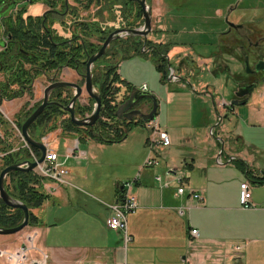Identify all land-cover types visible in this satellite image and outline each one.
<instances>
[{
  "label": "crops",
  "instance_id": "crops-1",
  "mask_svg": "<svg viewBox=\"0 0 264 264\" xmlns=\"http://www.w3.org/2000/svg\"><path fill=\"white\" fill-rule=\"evenodd\" d=\"M57 1L56 7H60L61 0ZM164 4V0H153L154 28L149 36L154 37L151 42L155 46H169L164 59L170 66V61L176 59L177 69L171 67L168 81L157 89L163 75L154 60L156 72H152L156 81L145 80L136 89L156 93L160 105L154 122L169 134L171 145L153 152L149 144L151 123L144 122L136 127L145 130L146 138L141 132L144 134L139 142L133 138L128 144L132 157L111 158L103 154L104 143L83 142L61 123L42 140L47 150L58 152L66 161L69 183L60 185L44 178L49 199L33 210L36 225L16 234L0 235V250H15L34 236L35 247L25 264L40 261L43 253L48 254L47 264H264V183L257 182L264 173V76L252 94L237 96L246 80L240 68L251 69L261 60L255 58V52L264 56V0H204L199 13L202 14L191 15V45L186 47L167 35L171 28L165 25ZM109 6L112 9L118 4L112 1ZM47 8L43 0H7L0 5V44L7 42V18L14 19L23 10L24 18L39 17ZM58 22L54 19L53 28L62 33ZM179 32L175 30V36ZM121 51L133 61L141 53L145 59L155 55L152 48L146 47L138 52L127 45ZM124 61H119V75L134 87L124 71ZM213 66L217 73L224 72L231 90L222 99L218 98V86L223 78L203 75L204 68L213 71ZM234 71L238 72L234 73L236 76ZM72 73L64 68L61 78L72 77ZM172 73L176 79L171 78ZM43 78L48 77L42 75L35 80V101L29 110L44 98L46 88L40 96ZM145 85L147 90H143ZM118 86L122 101L128 95L127 86ZM25 96L4 100L0 105V113L4 112L10 122L8 129L0 123V139L10 138L11 131L18 130L15 120L21 118L23 111H29L26 107L30 100L24 103ZM85 97L78 104L89 106L91 98ZM182 97L187 101L182 102ZM245 99L246 103L233 104ZM177 105L186 118L189 116L183 123L177 119ZM223 112L226 121L219 115ZM136 127L124 141L140 131ZM19 144L17 140L15 148ZM77 145L85 158L68 157ZM62 146L64 149H59ZM153 155L160 158V165L145 167V161ZM169 171L174 173L168 174ZM175 174L184 176L186 194L178 193ZM157 176L173 183L163 188ZM129 181H134L132 193L138 198L139 208L129 216L132 240L126 244L124 234L109 229L105 220L110 213L109 204L120 200L124 184ZM245 181L252 184L251 208H243L240 203L241 184ZM195 192L202 194V201L194 197ZM196 229L198 235H193L192 230ZM0 264L9 263L0 258Z\"/></svg>",
  "mask_w": 264,
  "mask_h": 264
},
{
  "label": "trees",
  "instance_id": "trees-1",
  "mask_svg": "<svg viewBox=\"0 0 264 264\" xmlns=\"http://www.w3.org/2000/svg\"><path fill=\"white\" fill-rule=\"evenodd\" d=\"M6 1L0 0V5L6 3ZM43 1L50 7L57 8L56 6H58L57 0ZM76 1L84 4V8L87 10L95 0ZM100 1H97V3ZM24 13L25 10L21 11L14 19L7 18L4 22L7 44L6 48L0 53V75H3V79H0V105L4 100H12L25 95L33 97L34 83L37 78L55 72L64 65H69L70 62H73L72 56L75 54L73 49L64 45L61 47L54 43L56 39L53 32L55 30L52 31L50 26L43 22V17L24 18ZM53 21L54 17L51 20V24H53ZM51 35L53 40L50 38ZM169 51V46H165V48L159 47L154 50L153 59L156 60L158 71L163 75V81L167 79L169 73L166 67L167 63H165L167 61L164 59ZM81 54L78 50L76 55ZM108 55L109 52L106 56ZM118 64L117 62L116 64L103 67V69H94L95 83H98V91L102 96L101 118L96 125L78 126L69 119L64 126L83 142L89 140L104 144L121 142L127 137L130 130L144 123L143 120L133 119L129 121L117 115V110L123 102V100L120 101L121 87L118 85L127 86L128 92L136 90L135 87L121 78L118 72ZM70 66L73 65L70 64ZM98 70L99 72L97 73ZM72 97L71 89H59L53 92L51 100L67 106ZM39 105L40 103L17 119L19 128L22 127L24 121ZM94 107L95 100L91 98L89 106H82L77 103L76 112L78 115L86 116L93 112ZM65 114L66 112L60 105H49L30 127L31 135L42 139L48 133L55 131L61 126L58 124L59 118ZM0 123L4 125L5 129L10 126V122L1 113ZM32 150L36 154H40L38 149L32 148ZM0 154H2L0 173L7 166L33 159L31 150L25 147L23 143L18 148H15V145L6 138L0 139ZM257 182L264 183V178ZM43 183L44 178L36 171H14L6 178V188L9 194L30 208L29 225H36V217L33 210L42 206L49 199ZM24 216L22 209L8 206L0 197L1 228H13L20 225L24 221Z\"/></svg>",
  "mask_w": 264,
  "mask_h": 264
},
{
  "label": "flooded vegetation",
  "instance_id": "flooded-vegetation-1",
  "mask_svg": "<svg viewBox=\"0 0 264 264\" xmlns=\"http://www.w3.org/2000/svg\"><path fill=\"white\" fill-rule=\"evenodd\" d=\"M66 1L68 2V4H66ZM70 1L74 2L76 6L71 5ZM97 1L99 0H95L91 4L89 9H92L93 6L96 5L97 8L100 9V11H103V10H106L108 7L109 8L111 7L109 6V3H111L112 1L118 4L121 11L126 17V21L124 22L123 26L120 27L121 29L142 28L141 20L144 23V12H143L142 6L140 5L138 1L136 0H120V1L119 0H101L99 3H97ZM84 6H85L84 4L78 3L76 0H62L60 7L54 8V7L48 6L47 10L45 11V12H48L46 18L44 17L45 12L42 14L43 21H45V23H47L50 26L52 31L55 30L53 28V24H51V20L53 19V17L54 19H56V21H59L58 24H60L62 28V31H63L62 33H58L56 30L53 32V35L56 39L54 43L57 45H60L61 47L63 45L65 47L68 46V48L73 49V53H75L72 56L73 62H70L68 66L64 65L62 68L58 69L59 71L46 74V76L50 80L49 84L57 80H62L61 75H62L63 69L67 68L73 71L72 77L69 81L84 85L85 78L83 77V75L86 73L89 57L97 53L102 47L106 38L113 31L117 30V28L109 27V25H106L104 27L103 24H105V22L99 19V16L101 14H98V15L96 14V19H93V20L83 19L82 15H80V10H82V8L86 10ZM52 40H53V37H52ZM124 41L128 42L130 45L124 44L125 43ZM127 45L133 47L138 52L143 51V48L145 47L146 49L152 48L153 50H156L157 48H159L158 46H155L154 44H152V42L149 39L146 40L143 36L126 35L124 37H121L120 39H116L115 41H113L112 44L108 47V50L105 53V55L95 62L93 68L103 69V67L109 66L111 64H116L117 62L119 63L121 57H125V52H122L121 50H123V48L126 47ZM119 46L120 48H118ZM77 49L79 50L80 53H82L81 55H76L78 51ZM108 52H109V55L106 56ZM70 64L73 66H70ZM257 65L258 63L255 62L253 68L249 69L251 72H247V68L245 67L246 80L243 85H248V86L256 85V87L260 85V82L264 76V71L263 72L257 71L256 70ZM94 81H95V74H94ZM71 90L73 94L74 90L73 89ZM132 92L127 93L128 94L127 97L123 100L120 106H122L127 101H129ZM145 101L146 99L129 103L128 107L130 108L128 110H125V112L122 113L121 118L129 120L127 116H133L135 117L136 120L137 119L143 120L142 119L143 115H148L152 111V105L150 104V101H147L146 103ZM148 104L150 105V107L148 108L149 111H144L143 107L144 106L148 107ZM141 113L143 115H141ZM135 114H138V115L135 116ZM66 115H69V113L66 112L65 116ZM78 116L85 117L81 115H78ZM69 119L71 118L67 116L66 119L62 120L63 126L67 124ZM132 120H129V121H132Z\"/></svg>",
  "mask_w": 264,
  "mask_h": 264
},
{
  "label": "water",
  "instance_id": "water-1",
  "mask_svg": "<svg viewBox=\"0 0 264 264\" xmlns=\"http://www.w3.org/2000/svg\"><path fill=\"white\" fill-rule=\"evenodd\" d=\"M140 3L142 6L143 12H144V26L142 28H130V29H117L113 31L104 41L102 47L100 50L91 55L89 57L88 63H87V69L86 73L83 75L85 78V84L81 85L76 82H71L67 80H57L49 84L44 92V98L42 103L31 113V115L24 121L21 129L22 136L26 140V142L38 149L40 151V157L38 161H26L23 163H17L12 164L10 166H7L4 168L0 173V197L3 199V201L12 208H20L24 211V221L13 228H1L0 227V235H11L16 234L21 231H23L25 228H27L30 224V208L22 203L21 201L13 198L7 188H6V178L7 176L14 172V171H34L38 167V164L43 163L46 158L47 154V146L45 142L38 138L33 137L30 133V127L37 121V119L44 113V111L47 109V107L51 104H57L60 105L61 108L69 113L71 121L78 125V126H94L101 118V112H102V96L99 93V91L96 88V84L94 81V64L96 61H98L101 57L105 55V53L108 50V47L112 44L113 41L116 39H120L121 37H124L126 35L129 36H143L146 40L148 39L149 34L152 31V6L149 4L148 0H136ZM66 4L68 2L66 1ZM47 13H44V17H47ZM45 23V21H43ZM52 39V37H51ZM246 65H249V60L246 61ZM68 66V65H67ZM257 71H264V60L261 59L258 62ZM59 71V70H57ZM247 72H251L249 68H247ZM55 79V78H54ZM73 89L74 94L73 97L69 103V105L65 106L59 102H55L51 100L52 93L58 89ZM136 89V88H135ZM256 89V85H242L239 87V90L237 92L238 97H244L247 95H250L254 92ZM135 91V92H134ZM131 94V97L129 101H127L125 104L120 106L117 110V115L119 117L122 116V113L125 112V110H128L130 107H128V104L135 101H140L143 99L150 100V104L152 105V111L148 115H143V121L146 123L152 122L157 114L159 113V99L158 97L148 91H142V90H134ZM84 94H87L90 98L95 100V107L91 114L86 115L85 117H79L76 112V104L81 100ZM247 99L240 102L239 100L233 101L234 105H240L242 103H246ZM138 114H135L137 116ZM129 120H132L133 116H127Z\"/></svg>",
  "mask_w": 264,
  "mask_h": 264
},
{
  "label": "rangeland",
  "instance_id": "rangeland-1",
  "mask_svg": "<svg viewBox=\"0 0 264 264\" xmlns=\"http://www.w3.org/2000/svg\"><path fill=\"white\" fill-rule=\"evenodd\" d=\"M148 2H149V4H151V6H153L152 5L153 0L152 1L148 0ZM164 3H165L164 4L165 5V9H164L165 25H169V27L171 28V31L168 32L167 35L168 34L172 35V38H174V40L181 41L185 45L184 47H186L188 45H191V15L200 16L202 14V13L201 14H199V13L201 12V9L204 6V0H164ZM70 4L73 5V6H76V4L74 2H72V1H70ZM113 9H115V12H112ZM152 11H153V8H152ZM96 14L97 15L101 14L99 16V19L101 21L105 22V24H103L104 27L106 25H109V27L121 29L120 27L123 26L124 22L126 21L125 15L123 14V12L121 11L119 6H115V8H112V9L108 7L106 10L100 11V9H98L97 6L95 5V6H93L92 9L84 10L82 8V10H80V15H82V18L85 19V20L96 19ZM152 14H153V12H152ZM115 16H116V19H114ZM141 24H142L141 26L143 27L144 23L142 22V20H141ZM141 26H139V27H141ZM152 26L154 28V21H153ZM175 30L180 31L179 32L180 33L179 36H175V34H174ZM153 38H154L153 36L151 38H150V36H148V39L150 41H152V42H154ZM254 54L256 55L255 58H257V59L258 58H260V59L264 58V56L261 58V55H260L261 53L260 52H255ZM123 60H125L124 61V63H125L124 71L126 72V75H128L132 79L135 88L140 89L139 85H141L142 82H144L145 80L147 81V80H150L151 78H153V81L154 82L156 81V77L153 76V72H152V70H154L156 72V66H155V62H154L153 57H151V59H145L144 54L141 53V55L138 56V60L137 61H133L134 59H129L128 57H121V61H123ZM175 60L176 59H174L173 61H170L172 66H170L168 61L165 62V63H167L166 67H167V69L169 71H170L171 67L177 69V63H176ZM130 61H132V62H130ZM213 68H215V66H213L212 69ZM203 70L200 69L199 72L202 73V71H203V75L207 76L209 79H214V77L223 78L222 80L219 81L220 83H219V86H218V89H219L218 98L219 99H222L223 96H225L229 92H231L229 84H227V82H225V80H224V78H226V77L223 76V73H224L223 71L221 73H217L216 71H214V69H213V71H211V70L208 71L205 68ZM98 72H99V70L97 71V73ZM213 72H215V73H213ZM180 73L184 74L183 71H180ZM234 73H238V72L234 71L233 74ZM240 73L246 74L245 69H243V67L240 68ZM236 75L234 74L233 76H236ZM2 77H3V75H0V79H2ZM70 78H71V76L70 77L63 76V78H61V79L68 80ZM49 81H50L49 78H43L41 80V84L42 85L40 87L41 88L40 96L43 95L44 89L50 83ZM157 81H158V79H157ZM167 81H168V79H167ZM162 82H163V79H160L159 83L156 84L157 87H158L157 89H159V87L163 85ZM188 83H189L188 87L191 88V80ZM166 84L168 85V82ZM96 85H97L98 90H99L98 83ZM73 94H74V91H73ZM180 94H181V96L184 95L183 92H180ZM85 96H83L82 99ZM86 98H88V95L85 97V99ZM28 100H30V102L27 104L26 110L28 109V106L30 105V103H33V101H35V98H34V96L31 97L29 95H26L24 97L23 102L25 103ZM181 101L182 102H186L187 98L182 97ZM164 102H165V105H166V101L165 100H164ZM39 103H41V102H38L36 105H38ZM198 106H199V103H197V107ZM149 107H150V105L148 104V107L144 106L143 110L144 111H149V109H148ZM32 109H34V107L31 108L30 110H32ZM175 111L177 112V119L180 120L182 123L184 121H187V118H189V116L187 118L184 116L182 109L180 107H178V105L175 107ZM2 113L4 115L3 117L7 119L5 113L4 112H2ZM8 113H10V112H8ZM24 113L25 112L23 111L22 114H24ZM219 115L220 116H224L225 117L224 120L226 121V116H225L226 114L224 112L220 113ZM67 116L70 117V115H66V116L64 115L63 117L59 118L58 124L60 125V123H62V120L66 119ZM217 116L218 115L216 113L215 117H217ZM16 118L17 117H15V119ZM13 120H14V118H13ZM15 123H16V128H18V130L16 131V133H13L10 130L11 131V135H9L10 138H7V140L12 142L15 145V147H16L17 140L20 142V144L18 146H20L21 143H24L25 140H24V138L22 136V133H21L22 127L19 128L18 125H17L18 124L17 119L15 120ZM136 128H138V130H140V131H138L136 133L133 132V134L130 135V139H128L127 141L123 140V141L117 142V143L104 144L105 145L104 146L105 149H104V152H103L104 156H109L111 158H115V157L116 158H124L125 156L127 158L128 157H132V155H130V153H131L130 145H128V144L131 142V140L133 138H135V140L137 142H139L140 139L143 137L144 133H145L144 137L146 138L145 130L141 129L142 127H136ZM141 130H144V131H141ZM17 132L19 133L18 134L19 135L18 138H16ZM141 132H144V133L140 134ZM49 134L50 133H48L47 135H49ZM145 138H144V140H145ZM106 147H108V148H106ZM59 149L63 150L64 146L59 147Z\"/></svg>",
  "mask_w": 264,
  "mask_h": 264
},
{
  "label": "built area",
  "instance_id": "built-area-1",
  "mask_svg": "<svg viewBox=\"0 0 264 264\" xmlns=\"http://www.w3.org/2000/svg\"><path fill=\"white\" fill-rule=\"evenodd\" d=\"M7 42L4 45L0 44V53L6 48ZM171 78L176 79L177 76L172 73ZM143 90H147L145 85ZM151 123V134L149 138V144L153 152H156V149L159 147H167L171 145V138L169 134L159 127L158 123H155L154 120ZM24 138V137H23ZM25 140V139H24ZM24 146L31 150V146L24 142ZM77 153V154H76ZM32 161H38L40 155L35 152H31ZM77 156L79 158H85V153L81 152L79 146L72 150L68 157ZM222 162L221 159H219ZM160 165V158L157 155L149 156L145 161V167H154ZM36 172L43 178L51 180L60 185L68 184V175L70 170L66 165V161L61 159V156L58 152L53 150H47L46 158L43 163L38 164ZM174 173L169 171L168 174ZM175 182L178 186V193L180 195L187 193V188L184 182L183 175L175 174ZM264 178V173H263ZM157 181L163 188L169 187L173 182L172 180H165L162 176H157ZM136 181V180H135ZM134 181H129L124 184V193L120 200L115 203L109 204L110 213L107 216L105 223L106 226L114 231H121L124 234L125 243H129L132 240V237L129 233V216L135 213L139 208V202L137 196L132 193V187ZM194 197L198 201L203 200L202 194L195 192L193 193ZM253 191L252 184L250 181H245L241 184V193H240V203L243 208H251L254 206L252 201ZM185 212V210H181ZM193 235H198V230H192ZM34 236H29L27 242L21 245L15 250H0V258H5L9 264H25L30 256L31 250L34 248ZM48 254L43 253L41 260H33L34 264H47ZM130 264V263H122Z\"/></svg>",
  "mask_w": 264,
  "mask_h": 264
}]
</instances>
